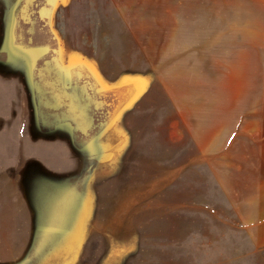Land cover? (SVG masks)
<instances>
[{
    "label": "rangeland",
    "instance_id": "obj_1",
    "mask_svg": "<svg viewBox=\"0 0 264 264\" xmlns=\"http://www.w3.org/2000/svg\"><path fill=\"white\" fill-rule=\"evenodd\" d=\"M0 21V264H264V0Z\"/></svg>",
    "mask_w": 264,
    "mask_h": 264
},
{
    "label": "crops",
    "instance_id": "obj_2",
    "mask_svg": "<svg viewBox=\"0 0 264 264\" xmlns=\"http://www.w3.org/2000/svg\"><path fill=\"white\" fill-rule=\"evenodd\" d=\"M16 1H21V0H16ZM68 3V2H67ZM67 3H62V2H60L59 3V5H57V7H56V9H55V11H54V13L53 14H49V20H56V18H57V15L59 16L60 15V17H61V19L60 20H67V16H66V8L68 7L67 6ZM42 14V13H41ZM76 19H78L79 20V17H77L78 15L75 13L74 15H73ZM5 17V16H4ZM46 18H47V16H46ZM2 31H3V25H2V22L0 21V36H1V34H2ZM60 51H61V53H64V54H72V53H75V54H77L78 52H76L75 50L73 51V50H71V51H69L68 49H65V50H63V49H60ZM15 82H18V87H19V94L20 95H25L26 97H27V95H29V93H30V91L24 86V83H22V81H20L19 82V80L17 81H15ZM14 85V84H13ZM27 86V85H26ZM63 92H66V93H70V98L72 99V104H75V103H77V101H78V98H80L81 97V92H79L78 90H77V87H75V86H73V87H71L70 89H69V87H67V86H64L63 87V90H62ZM3 97H5V94L3 93V92H0V105H1V99L3 98ZM9 98H10V96H8ZM3 100V99H2ZM1 165H3L2 163H0V169H2V166ZM1 173V172H0ZM13 191V190H12Z\"/></svg>",
    "mask_w": 264,
    "mask_h": 264
},
{
    "label": "trees",
    "instance_id": "obj_3",
    "mask_svg": "<svg viewBox=\"0 0 264 264\" xmlns=\"http://www.w3.org/2000/svg\"><path fill=\"white\" fill-rule=\"evenodd\" d=\"M63 70V69H62ZM48 83V82H47ZM56 86V88H59V83L58 82H56V83H53V86ZM73 87V86H72ZM53 88V87H52ZM77 90L79 91V89L77 88ZM82 94V93H81ZM58 95L60 96V99L61 98H65V100H67V102H68V104H69V106H68V111L70 112V113H73V111H75V109H74V105L76 104H72L71 102H72V99L70 98V93L68 92V93H66V92H62V91H60V93H58ZM81 99V97L80 98H78V101H77V103L79 102V100ZM60 102V101H59ZM62 102V101H61ZM65 103V102H64Z\"/></svg>",
    "mask_w": 264,
    "mask_h": 264
}]
</instances>
